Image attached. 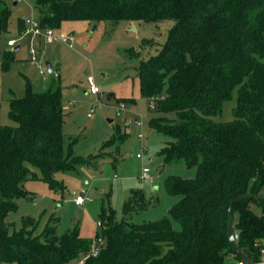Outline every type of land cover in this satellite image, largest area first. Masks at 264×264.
<instances>
[{
  "label": "trees",
  "instance_id": "16d2710c",
  "mask_svg": "<svg viewBox=\"0 0 264 264\" xmlns=\"http://www.w3.org/2000/svg\"><path fill=\"white\" fill-rule=\"evenodd\" d=\"M36 8L41 26L55 30L68 21L174 22L158 55L140 61V94L154 100L151 128L169 138L160 151L166 164L183 161L197 167V175L167 183L168 192L180 197L170 211L179 230L168 218L127 221L151 204L136 192L123 206V221L102 210V235L92 239L78 231L58 236L52 221L36 234L33 218L12 231L6 219L18 209L17 200L27 197V181L56 185L57 174L98 157L87 160L76 156L73 143L64 146L66 115L57 71L41 91L25 78L24 95L9 99L15 126L0 121V264H72L100 238L104 245L84 264H226L229 254L236 255L228 239L231 203L264 192V0H36ZM10 18L8 3L0 0V39L9 32ZM18 24L21 34L24 20ZM153 43L145 40L144 48ZM130 57L141 58V50ZM15 61L16 53L7 52L3 69ZM236 87L235 120L215 122ZM237 213L241 245L258 260L264 198L235 204L233 217Z\"/></svg>",
  "mask_w": 264,
  "mask_h": 264
},
{
  "label": "rangeland",
  "instance_id": "374dc122",
  "mask_svg": "<svg viewBox=\"0 0 264 264\" xmlns=\"http://www.w3.org/2000/svg\"><path fill=\"white\" fill-rule=\"evenodd\" d=\"M14 1L8 0L9 32L0 39V121L9 126H15L9 119V99L24 95L25 78L41 91L47 87L43 80L52 75L48 73L44 79L38 67L30 64L31 36H21L18 31L20 19L37 16L36 0H22L18 6L13 5ZM173 26V21L116 24L68 21L62 24L60 31L67 36L74 34L72 47L64 43L45 46L36 39L39 57L42 56L44 62L49 61L50 56L58 57L61 64L56 70L63 84L65 148L73 143L76 156L87 160L98 157L90 163L78 164L75 170L60 172L55 177L56 185L41 179L27 181L24 184L27 197L17 200L18 209L6 219L12 231L21 227L24 218H33L37 223L30 228L36 234H41L52 221L58 236L78 231L82 237L92 239L97 233L102 235V227L98 225L102 221V210L113 211L117 220L123 221V206L136 192L143 193L151 204L126 218L127 221L141 224L168 218L175 229H181L170 213L180 197L168 192L167 183L176 178L194 179L197 167L183 161L166 164L160 151L169 138L150 126L155 109L140 94L137 70L141 60L158 55ZM12 38L18 40L19 51L17 47L14 51L8 49L7 41ZM145 40L154 43L144 48ZM138 49L141 58H131L130 52ZM7 52H15L16 61L5 70L3 62ZM89 76L94 78L102 95L88 92ZM49 80L50 77L47 83ZM238 93L236 87L231 99L224 102L222 113L213 117L215 122L235 120ZM109 95L113 96L109 98ZM138 154H142V158H138ZM145 169L151 172V180L142 183L140 178ZM32 170L41 177L39 169ZM82 190L87 192L89 201L77 206L74 198ZM252 209L260 212L255 205ZM226 264L243 263L236 255L229 254Z\"/></svg>",
  "mask_w": 264,
  "mask_h": 264
},
{
  "label": "built area",
  "instance_id": "2783aa9c",
  "mask_svg": "<svg viewBox=\"0 0 264 264\" xmlns=\"http://www.w3.org/2000/svg\"><path fill=\"white\" fill-rule=\"evenodd\" d=\"M17 3L21 2L22 0H15ZM25 23V31L20 34L21 36L28 37L31 36V47L28 49L29 55H30V64L33 66L38 67V72L41 76L46 78L48 72V68L46 66V62L39 57V50L35 47L36 39L39 38L41 43L45 46H51L55 43H64L68 44L72 47V38L70 36H67L65 33L61 32L60 30H55L53 28H43L40 24V19L32 17L24 18ZM18 45V40L15 38L9 39L7 41V47L9 50L14 51L15 48ZM20 47V46H19ZM2 82V79L0 78V83ZM87 84H88V92L91 95H102L100 87L96 84L93 77L89 76L87 77ZM151 107L155 108L154 100L150 102ZM122 107H124L122 105ZM93 110L91 113L88 114L89 117L92 116ZM141 137V136H140ZM138 158H142V154L137 155ZM151 180V172L148 169H145L143 172V175L140 178V181L142 183H146ZM87 192L85 190H82L75 198L74 203L77 206H83L89 201V197L86 195ZM99 227L101 226V223L98 224ZM104 245V241L102 238L98 239L95 243V246L93 250L81 257L80 259L76 260L72 264H84L88 258L91 256L95 257L99 253L101 247ZM255 248L257 251L260 252L258 260H255L256 264H264V243L257 242L255 243ZM243 263V262H242ZM245 264V263H243Z\"/></svg>",
  "mask_w": 264,
  "mask_h": 264
},
{
  "label": "water",
  "instance_id": "95a60500",
  "mask_svg": "<svg viewBox=\"0 0 264 264\" xmlns=\"http://www.w3.org/2000/svg\"><path fill=\"white\" fill-rule=\"evenodd\" d=\"M72 36H74L73 33L70 35V37H72ZM46 66L48 68L49 74L55 73L56 68L52 62H46ZM57 66H60V64L58 63ZM111 97H112V95H109V98H111ZM251 198H254L255 200L259 201L262 198H264V192L259 196H253L251 194H245V195L238 197L237 199H235L231 203L230 208H229V212H228V239H229V243H230L232 249L234 250L235 254L245 264H256V262L254 259V253L251 252L249 248L243 247L241 245L242 230L238 229V225L240 223L241 216L239 213H237L233 217V208H234L235 204H238L244 200L251 199Z\"/></svg>",
  "mask_w": 264,
  "mask_h": 264
},
{
  "label": "crops",
  "instance_id": "0c3cea01",
  "mask_svg": "<svg viewBox=\"0 0 264 264\" xmlns=\"http://www.w3.org/2000/svg\"><path fill=\"white\" fill-rule=\"evenodd\" d=\"M5 1H6V2L8 3V5H9L8 0H5ZM18 4H19V3H17L16 1L13 2V5H14V6H18ZM9 7H10V5H9ZM35 7H36V6H35ZM36 10H37V13H38V14H37V16L34 15V17H35V18H40V12H39V10H38L37 8H36ZM20 20L23 21L24 19H20ZM24 27L26 28L25 24H24ZM18 31H19V24H18ZM19 50H20V47L18 46V47L16 48V51H19ZM28 53H29V52H28ZM0 56H1V55H0ZM58 59H59L58 57L50 56L49 59H48L49 61H47V62H52L53 65L55 66V68H56V69H59V67L61 66V64L59 63ZM58 63L60 64V66H57ZM56 71H57V70H56ZM40 76H41V75H40ZM41 77H43V76H41ZM49 77H50V75L47 77L46 80H43V81L46 82L45 87H46L47 84H48L47 81H48ZM43 78H44V77H43ZM44 79H45V78H44ZM112 96H113V95H112Z\"/></svg>",
  "mask_w": 264,
  "mask_h": 264
}]
</instances>
